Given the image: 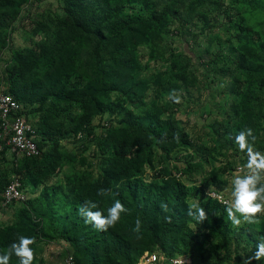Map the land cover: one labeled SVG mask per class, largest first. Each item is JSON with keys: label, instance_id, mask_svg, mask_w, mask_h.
I'll return each mask as SVG.
<instances>
[{"label": "trees", "instance_id": "16d2710c", "mask_svg": "<svg viewBox=\"0 0 264 264\" xmlns=\"http://www.w3.org/2000/svg\"><path fill=\"white\" fill-rule=\"evenodd\" d=\"M30 1L0 0V56L10 50L0 89L22 104L40 149L17 158L1 140L0 210L13 176L36 196L10 204L19 203L14 221L0 223V254L23 235L35 238V260L40 243L64 241L76 264H138L147 251L184 255L186 264H264L256 259L264 215L249 223L237 214L235 226L226 211L232 200L207 195L214 188L229 195L225 175L237 166L232 159L217 166L219 156L232 151L247 164L235 142L240 131L251 128L254 149L264 153V18L254 19L264 0H61L62 13L35 19L31 44L18 47L14 23ZM222 24L234 41L227 54L204 59L189 51V39L197 43L201 35L209 34L210 47L219 43L212 32ZM179 35L189 45L180 52ZM153 63L160 66L150 72ZM202 67L231 68L225 91L234 99L207 140L191 135L177 116L181 101L173 100L181 88L192 96L202 86ZM116 200L127 211L107 231L80 215L92 201V211L107 216ZM190 204L203 207L207 219L190 217ZM10 264H19L15 254Z\"/></svg>", "mask_w": 264, "mask_h": 264}, {"label": "rangeland", "instance_id": "374dc122", "mask_svg": "<svg viewBox=\"0 0 264 264\" xmlns=\"http://www.w3.org/2000/svg\"><path fill=\"white\" fill-rule=\"evenodd\" d=\"M50 10L58 11L62 13V2L61 0H31L30 3L25 7L24 12L21 17L16 20L14 23L15 32L13 34V43L15 46L18 47H24L31 44L30 35L32 32V28L34 26V20L38 19L43 14L47 13ZM264 18V10L260 9L254 16V19H263ZM222 19H220L221 21ZM218 34L221 36V40L219 43H213L211 47L209 46V34L201 35L199 37V40L197 43H195L192 39H189L191 37H188L189 41L193 43L190 45L189 51H194V54L199 57L201 55L204 57V59H209L210 56H213L216 53H223L227 54L229 50L226 48L228 45H232L234 43L233 40L230 39V33L225 30V26L222 24L220 27L213 30L212 35ZM41 35L36 36L35 39L39 40L41 39ZM183 37L181 35L177 36L176 39V49L178 52L183 50V47H189L186 40L182 39ZM206 46L210 47L211 50L209 54L204 52V48ZM10 58V50H6L4 53L0 56V84L4 88L6 87L5 81L2 78V72L3 68H5L6 61ZM153 67H151L150 72L157 71L156 66H160L159 64H152ZM232 69L234 66H230ZM231 68H226L225 70H220L219 67L217 69H212L211 71H208L206 68L202 67L200 78L202 81V86L199 89L192 91V96L190 93L186 91V89H179L178 91V97L181 101L180 109L178 110L177 116L180 118L183 122V125L188 129V131L191 133L193 137H196L197 139H209L211 137L210 132L213 130L211 125H215L216 121L226 120V116L229 111V105L231 104V101H233V97L229 94H227L228 91L226 88V84L229 81V78L226 77L227 73ZM149 72L146 73L148 75ZM152 90L150 91L149 95L152 96ZM108 115H104V117L100 118L97 117L95 119V124L99 123L100 120L107 118ZM102 129L98 128L97 132H101ZM73 139L67 140L66 142L70 144L71 148H75V146H72ZM65 142V143H66ZM230 153L233 154L232 151ZM229 157V154L227 157L224 155L219 156V159L215 162V164L222 165L229 159L233 160V163H236L235 166L236 169L226 174L225 177H228L229 179V186H228V193L229 197L231 198L233 202L232 197V190L233 185L232 181L235 176L237 175H247L248 170L246 168L245 164H242L240 162V157L233 156ZM9 155H12L9 152ZM244 166L245 171H239V166ZM208 169L211 168V165L206 166ZM67 170V167L66 169ZM249 172V170H248ZM63 175L60 173V176ZM152 172H148L146 175L147 180H149V177H151ZM57 179H59V177ZM204 176L201 175L199 177V181L202 180ZM264 177V176H263ZM55 179V180H57ZM54 180V181H55ZM24 191L27 193L29 198L34 196L29 192L28 188H25ZM39 192V190H36V194ZM36 196V195H35ZM28 198V199H29ZM19 203H17V206H14V204L9 206H3L0 210V223L8 224L12 223L15 219V210L18 207ZM242 222H245L242 218ZM39 249L36 254V260L35 264H64L65 259L67 258V254L71 253V247L64 241H54V242H42L39 244ZM67 250L69 252H67ZM161 253H164L163 251H159Z\"/></svg>", "mask_w": 264, "mask_h": 264}, {"label": "clouds", "instance_id": "9594fccd", "mask_svg": "<svg viewBox=\"0 0 264 264\" xmlns=\"http://www.w3.org/2000/svg\"><path fill=\"white\" fill-rule=\"evenodd\" d=\"M173 100L176 103L180 102L179 97ZM255 140L256 137L251 128L240 131L235 137V142L239 145L240 150L247 153L246 168L250 172V174L243 176L237 175L232 181L233 202L226 208V211L228 213L227 218L235 226L241 224V219L237 217V214L243 217L245 222L249 223H259L258 215H264V184H261L264 177L260 175V172L264 171V153L254 149ZM258 185L260 186L258 187ZM106 191L105 189H100L98 195L103 196ZM97 207L96 203L86 201L79 208V212L85 218V223L92 224L99 231H107L110 227H114L120 220V214L127 211L119 200H116L113 206L107 210V216L100 211H92V209ZM162 207L166 209L167 205L162 204ZM188 215L199 222H203L208 217L205 209L196 204L189 205ZM166 219L171 222V217H166ZM141 227L142 221L137 218L133 231L139 233ZM35 242V238L19 236L18 243H12L4 254H0V264H10L13 254L19 258V264H33L35 253L30 245ZM257 247L256 259L259 260L264 257V242L258 244Z\"/></svg>", "mask_w": 264, "mask_h": 264}, {"label": "built area", "instance_id": "2783aa9c", "mask_svg": "<svg viewBox=\"0 0 264 264\" xmlns=\"http://www.w3.org/2000/svg\"><path fill=\"white\" fill-rule=\"evenodd\" d=\"M21 110L22 104L13 95L0 89V150L3 149L1 140L6 139V144L10 146V153L15 154L17 158L24 155L35 156L40 153L34 125L21 113ZM238 170L245 171L246 169L241 165ZM246 171L250 174L248 170ZM207 195L226 205L231 202V198L225 191L216 188L209 190ZM3 197L2 207L9 206L14 201L23 202L29 198L22 188L19 176H13L4 190ZM65 260L64 264H76L71 253L67 254ZM187 262L188 259L184 255L169 256L159 251H147L138 264H186Z\"/></svg>", "mask_w": 264, "mask_h": 264}, {"label": "crops", "instance_id": "0c3cea01", "mask_svg": "<svg viewBox=\"0 0 264 264\" xmlns=\"http://www.w3.org/2000/svg\"><path fill=\"white\" fill-rule=\"evenodd\" d=\"M230 196V195H229ZM230 198V197H229Z\"/></svg>", "mask_w": 264, "mask_h": 264}]
</instances>
